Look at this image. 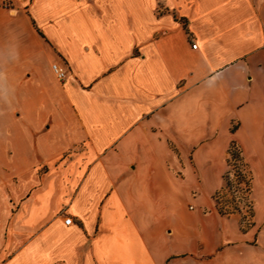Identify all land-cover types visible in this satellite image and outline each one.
<instances>
[{"label":"crops","instance_id":"crops-1","mask_svg":"<svg viewBox=\"0 0 264 264\" xmlns=\"http://www.w3.org/2000/svg\"><path fill=\"white\" fill-rule=\"evenodd\" d=\"M232 142L264 166V0H0V264H264Z\"/></svg>","mask_w":264,"mask_h":264},{"label":"rangeland","instance_id":"rangeland-1","mask_svg":"<svg viewBox=\"0 0 264 264\" xmlns=\"http://www.w3.org/2000/svg\"><path fill=\"white\" fill-rule=\"evenodd\" d=\"M235 139H230V142ZM235 151L240 153V148L236 145ZM242 155V154H241ZM243 157V156H242ZM252 161L255 158L252 157ZM226 169L225 160L223 159L222 153L217 152L209 153L208 154V161H207V181L202 186L201 196L209 198L210 194L213 193L216 188L221 184V174L224 173ZM245 175L248 179L252 177L253 183V191L256 195V204L258 205L259 216H261L264 212V166L262 165H253L251 164V170L249 164L243 158L241 161L232 159L230 160L227 170L223 176V186L221 189L222 194L220 196L221 203L225 207L227 212L232 213L230 218H237L240 222L248 223L249 221V203L252 201V191L251 194L248 195L246 193V188L244 184L239 183V174ZM230 185L227 187V183ZM220 189V190H221ZM219 190V191H220ZM215 203V201H214ZM253 203V201H252ZM183 204L189 205L194 204L190 199H185Z\"/></svg>","mask_w":264,"mask_h":264},{"label":"trees","instance_id":"trees-1","mask_svg":"<svg viewBox=\"0 0 264 264\" xmlns=\"http://www.w3.org/2000/svg\"><path fill=\"white\" fill-rule=\"evenodd\" d=\"M235 146H236V143L235 142H232V145H231V147L229 149V152H228L229 157H230V160L236 159V160L241 161L243 159V157L241 155L242 153L241 152L240 153H237L235 151ZM228 162H229V160H228ZM238 178H239V183L240 184H244V186L246 188V190H245L246 193H248V195H250L251 194V191H252V178H249L248 179L245 175H243L241 173L238 175ZM229 185H230V183L228 182L227 183V187ZM222 190L223 189H221L220 191H218L214 195V201H215V204H216V208H217L218 212L222 216L230 217L232 213L227 212V210H225V207L221 203L220 196L222 194ZM248 207H249V212L248 213H249V218L250 219H249L248 223H245V222L242 223V231H244V232L247 231L253 225L252 219L254 217V209H253V203H252V201H250Z\"/></svg>","mask_w":264,"mask_h":264},{"label":"built area","instance_id":"built-area-1","mask_svg":"<svg viewBox=\"0 0 264 264\" xmlns=\"http://www.w3.org/2000/svg\"><path fill=\"white\" fill-rule=\"evenodd\" d=\"M198 45L196 43L193 44V48L197 49ZM52 69L54 74L56 75L57 79L60 82H66L70 77V69L66 65H62L60 63H54L52 65ZM65 223L67 225L73 224V219L68 217L65 219Z\"/></svg>","mask_w":264,"mask_h":264}]
</instances>
